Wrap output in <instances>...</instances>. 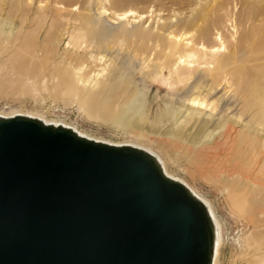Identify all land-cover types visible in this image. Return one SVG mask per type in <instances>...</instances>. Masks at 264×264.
I'll return each instance as SVG.
<instances>
[{
  "label": "bare ground",
  "instance_id": "obj_1",
  "mask_svg": "<svg viewBox=\"0 0 264 264\" xmlns=\"http://www.w3.org/2000/svg\"><path fill=\"white\" fill-rule=\"evenodd\" d=\"M41 2V0L35 1L36 8H40L39 11L45 16L49 14L51 25L64 18L62 11L56 7L62 4L60 1L53 0L48 8ZM104 11L107 12L108 8ZM107 14L111 18L126 19V23H129L128 17L132 15V18L137 20L144 17L143 12L129 7L119 11H108ZM263 14L257 15L251 9L248 18L250 15L256 18ZM217 17V8L213 6L198 12L185 24L186 29L183 32L170 31L163 35L158 30L142 27L113 29L104 22L98 23L86 16L78 15L72 19L78 24L73 26L67 45L75 50L80 49L85 54L89 53L87 60L90 62H101L98 69L90 71L87 69L89 67L86 61L79 55L72 54L67 59L52 61V68L48 70L50 71L48 74L41 73L44 70L41 62L39 69L37 67L38 71L34 74L36 77L41 74L40 78L30 80L29 76H26L23 85L36 83L44 87L49 85L51 93L71 96L77 101L79 108L89 116L91 114L104 123H110L126 131L133 130L141 135L157 137L172 150H186L191 154L194 163L199 166L207 165L206 168L200 166L198 169L220 183L236 201L240 211L250 218L255 217L257 212L245 203V192L254 194L253 192L264 191V140L257 137L252 128L254 125H264V66L257 75L247 74L246 71L244 73V70L246 67L249 68L247 65L249 62L255 63L264 59V26L252 25L241 39L230 43L229 49L224 53L222 39L219 38L217 41L219 45H210L206 40ZM45 33L48 34L49 31ZM10 34H12L11 29L6 32L3 25H0V37L3 36L8 41ZM46 34L41 44L22 41L26 48L24 52L32 58L38 56L44 63L47 62L49 55L47 49L49 38ZM18 38L16 36L12 41ZM101 46L107 49H112L114 46H125L127 49L131 47L134 57L141 56L144 59H147L148 54L152 52V61L155 64L152 65L154 69L150 70L148 75L154 80L166 82L172 92H181L186 83L194 77L197 68L202 66L208 82L206 94L209 95L210 92L222 88L225 95L237 96L240 100L241 112L248 114V121L241 130H236L227 119L210 123L208 119L195 117L204 113L203 108L207 105L209 107L207 112L210 115V111L216 108L218 101L207 102L205 95L200 96L192 91L186 98L187 105L184 111H181L179 106L166 105V109L156 114L153 121L148 123V113L145 110L148 88H138L136 84L129 88L131 80L114 78L109 80L107 67L109 64L105 63L104 56L88 51L89 47ZM242 50H245V56L240 58L239 52ZM250 76L253 77L252 82L249 81ZM120 83H124V86L120 87ZM232 86L233 89L229 91ZM197 88V85L193 86V89ZM13 117L32 119L46 126L69 130L76 136L95 143L128 147L149 156L166 178L182 184L202 206L209 221L211 237L208 264H218L219 250L223 243V229L213 204L192 185L170 171L168 156L165 153L158 149L153 151L150 146L140 144L136 140L111 141L85 133L59 117L51 118L27 111L0 112V119ZM189 123H192V128L186 130L185 126ZM262 257L264 258V252Z\"/></svg>",
  "mask_w": 264,
  "mask_h": 264
},
{
  "label": "water",
  "instance_id": "obj_2",
  "mask_svg": "<svg viewBox=\"0 0 264 264\" xmlns=\"http://www.w3.org/2000/svg\"><path fill=\"white\" fill-rule=\"evenodd\" d=\"M209 221L146 154L0 119V264H208Z\"/></svg>",
  "mask_w": 264,
  "mask_h": 264
},
{
  "label": "rangeland",
  "instance_id": "obj_3",
  "mask_svg": "<svg viewBox=\"0 0 264 264\" xmlns=\"http://www.w3.org/2000/svg\"><path fill=\"white\" fill-rule=\"evenodd\" d=\"M35 1L0 0V25H3L6 32L10 29L12 32L9 42L3 36L0 37V112L27 111L51 118L59 117L85 133L111 141L136 140L140 144L150 146L153 151L158 149L165 153L168 156L170 171L175 173L176 177L192 185L213 204L223 229V243L219 250L218 264H264L262 257L264 252V191L262 193L253 192L254 194L249 191L245 192L246 205L257 212L255 217L250 218L238 209L236 201L220 183L198 169L200 166L206 168L207 165L199 166L194 163L191 154L186 150H172L157 137L141 135L133 130L126 131L110 123H104L91 114L89 116L87 112L79 108L77 101L71 96L51 93L49 85L45 87L37 83L29 84V86L28 84L23 85L26 76H29L30 80L40 78L41 74L38 77L34 74L38 71L41 62L44 67L41 73L48 74L50 72L48 70L52 68V61L67 59L72 54H77L86 61L89 67L87 69L90 71L98 69L101 62H90L87 60L89 53L85 54L82 50H75L67 45L73 26L78 24L72 19L78 15L86 16L98 23L104 22L113 29L142 27L153 31L158 30L159 33L166 35L170 31L183 32L186 29L185 24L198 12L215 6L218 17L206 36V40L210 45H219L217 41L219 38L222 39L223 52L226 53L230 43L241 39L252 25L264 26V0H56L62 3L56 7L62 11L64 18L54 25H51L49 14L45 16L39 11L40 8H36ZM41 1V4L48 8L53 0ZM128 7L143 12L144 17L137 20V18H132V15L128 17L129 23H126V19L111 18L107 14L108 11H119ZM106 8H108L107 12L104 11ZM251 9L255 11V14L263 15L256 18L250 15L248 18ZM46 31L49 33L46 34ZM45 34L49 38L47 45L49 55L46 63L38 56L34 58L28 56L22 44V41L29 44L38 42L41 44ZM16 36L19 38L12 41ZM88 51L104 56L105 63L109 64L107 66L109 80L113 78L123 81L131 80L129 88L133 84H136L138 88H148L145 103L148 123L153 121L156 114L163 112L166 105L179 106L181 111H184L187 105L186 98L192 91L200 96L205 95L207 102L218 101L216 108L210 111V115L207 112L209 110L207 105L203 108L204 113L195 115V117L208 119L210 123L227 119L236 130H241L248 121V114L241 112V104L237 96L225 95L222 88L210 92L209 95L206 94L208 82L202 66L196 67L194 77L186 83L181 92H172L166 82L154 80L148 75V72L154 69L152 65L155 64L152 61V52L148 54L147 59H144L141 56L134 57L133 48L127 49L125 46H114L112 49L104 46L89 47ZM38 55H40V50H38ZM239 55L243 58L245 50L240 51ZM247 65L249 68L246 67L244 73L246 71L247 74L257 75L264 66V59L255 63L249 62ZM252 80L253 77L250 76L249 81L252 82ZM194 85L198 88L193 89ZM122 86L124 83H120V87ZM232 89L233 86L229 91ZM185 128L186 130L192 128V123L187 124ZM252 128L256 136L264 140V125H254Z\"/></svg>",
  "mask_w": 264,
  "mask_h": 264
}]
</instances>
